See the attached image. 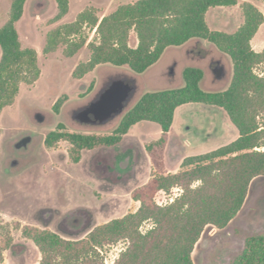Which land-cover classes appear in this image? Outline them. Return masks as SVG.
<instances>
[{"label":"trees","instance_id":"trees-1","mask_svg":"<svg viewBox=\"0 0 264 264\" xmlns=\"http://www.w3.org/2000/svg\"><path fill=\"white\" fill-rule=\"evenodd\" d=\"M27 1L12 0L9 20L0 28V116L14 103L21 84L32 85L41 76L37 51L22 46L17 30ZM55 2V21H60L69 13L70 0ZM238 4L239 0H138L102 18L87 9L74 22L48 34L46 54L61 45L67 57L75 56L86 45L90 49L89 61L74 71L77 79L101 65L128 67L141 75L168 49L192 41L208 42L227 55L233 75L226 90L208 92L201 86L204 70L187 67L183 71L184 86L145 93L109 135L69 132L59 124L47 136L46 145L69 143L74 164L81 162L85 151L118 146L141 122L156 123L162 132L158 139L145 143L152 174L132 193L140 204L136 212L97 226L80 240L64 239L49 229L28 225L21 229L22 237L40 250L41 264H105L103 249L119 242H125L126 247L114 264H195L193 253L206 228L225 229L242 211L252 182L264 176V75L256 72L264 65V50L256 52L252 47L264 24V14L254 4L243 3L245 21L234 34L212 30L207 22L211 9ZM87 31H95L92 42ZM132 32L137 34L136 47L130 45ZM63 101L56 103V113ZM189 104L224 110L239 137L206 154L188 157L180 171L171 173L166 163L170 131L177 109ZM176 188L181 194L173 202L162 206L156 201L159 193H171ZM146 223H152V228L142 232ZM14 241L10 233L0 236V264ZM232 264H264V233L247 238L243 252Z\"/></svg>","mask_w":264,"mask_h":264},{"label":"rangeland","instance_id":"rangeland-1","mask_svg":"<svg viewBox=\"0 0 264 264\" xmlns=\"http://www.w3.org/2000/svg\"><path fill=\"white\" fill-rule=\"evenodd\" d=\"M138 0H70L69 13L55 21V0H28L24 16L17 23L24 48L37 51L41 76L32 85L21 84L14 103L0 116V236H14V245L4 252L1 264H41L42 254L30 240L22 237V228L49 229L64 239L80 240L97 226L123 218L139 209L132 198L138 187L147 183L152 164L145 143L158 139L162 129L156 123L141 122L113 148L85 151L80 163L69 157L70 145L60 142L46 145L47 136L64 124L69 132L109 135L118 127L121 117L102 126L80 124L72 114L84 110L113 82L134 85L132 108L147 92L184 86L183 71L193 66L204 70V90H226L232 79L231 59L208 42L192 41L166 51L162 59L146 73L138 75L128 67L101 65L82 79L74 77L81 63L89 61L86 45L75 56L64 54L61 45L50 54L44 52L48 34L59 26L72 23L77 16L93 9L99 18L114 13L118 7ZM254 4L264 14V0H239L235 7L211 9L209 27L215 31L236 33L244 24L242 4ZM12 0H0V28L9 20ZM88 41L95 31L86 32ZM130 45L136 47L135 32ZM256 52L264 50V24L252 41ZM0 48V60H1ZM256 72L264 75V65ZM64 99L58 113L54 107ZM124 112V114H125ZM239 137L237 128L220 108L189 104L177 109L170 131L166 163L171 173L181 170L191 156L206 154L228 145ZM181 191L161 192L156 201L165 206ZM152 228L146 223L142 232ZM264 233V176L256 178L246 203L238 216L225 229L209 226L197 243L195 264H232L245 248L247 238ZM125 242L103 249L105 264H114L125 249Z\"/></svg>","mask_w":264,"mask_h":264},{"label":"water","instance_id":"water-1","mask_svg":"<svg viewBox=\"0 0 264 264\" xmlns=\"http://www.w3.org/2000/svg\"><path fill=\"white\" fill-rule=\"evenodd\" d=\"M134 92L130 82H113L102 91L84 110L75 112L73 118L80 124L102 126L123 116Z\"/></svg>","mask_w":264,"mask_h":264},{"label":"flooded vegetation","instance_id":"flooded-vegetation-1","mask_svg":"<svg viewBox=\"0 0 264 264\" xmlns=\"http://www.w3.org/2000/svg\"><path fill=\"white\" fill-rule=\"evenodd\" d=\"M74 114V113H73ZM73 114H72V116H73ZM75 120V119H74ZM78 122V121H77Z\"/></svg>","mask_w":264,"mask_h":264},{"label":"crops","instance_id":"crops-1","mask_svg":"<svg viewBox=\"0 0 264 264\" xmlns=\"http://www.w3.org/2000/svg\"><path fill=\"white\" fill-rule=\"evenodd\" d=\"M261 52V51H260Z\"/></svg>","mask_w":264,"mask_h":264}]
</instances>
